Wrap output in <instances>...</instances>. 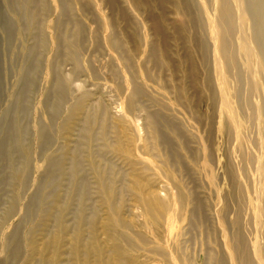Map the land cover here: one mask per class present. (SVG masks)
<instances>
[{
	"label": "bare ground",
	"instance_id": "bare-ground-1",
	"mask_svg": "<svg viewBox=\"0 0 264 264\" xmlns=\"http://www.w3.org/2000/svg\"><path fill=\"white\" fill-rule=\"evenodd\" d=\"M55 1L47 23L49 0H2L0 192L12 189L0 209V264H264V0H172L170 24L188 29L175 60L176 45L158 48L138 23L129 43L157 75L109 27L103 40L118 65L105 80L120 115L91 83L74 82L87 74L84 27L74 19L71 31L51 32L57 18H76L71 0ZM162 20L148 31L164 39ZM63 131L76 133L74 145L53 149ZM109 152L139 157L154 179L117 180L97 160ZM129 194L139 214L126 219L120 203Z\"/></svg>",
	"mask_w": 264,
	"mask_h": 264
},
{
	"label": "rangeland",
	"instance_id": "rangeland-1",
	"mask_svg": "<svg viewBox=\"0 0 264 264\" xmlns=\"http://www.w3.org/2000/svg\"><path fill=\"white\" fill-rule=\"evenodd\" d=\"M54 4V8L52 9V12H50L47 15V23L50 21L52 22L53 20L56 19L57 13L55 11H58L57 8V1L55 0H49ZM74 3L75 6V15H71V17L68 16H63L60 17L58 20V29L55 28V30L51 29V32L54 33H65L68 30L71 31V29L74 26V19L79 20L84 27V32L85 36L83 39V50H82V57L87 60L86 63H84V69L87 74H82L79 77H74V82L76 84H80L81 82L88 81V83L91 85H88V88L95 92L96 95L95 97L98 96L99 92L102 91V93L105 95L103 99V103L108 107L109 111L113 114L120 115L122 113L123 109V103L120 101V99L114 95V93L111 91V83L106 81V75L111 71V68H115L118 65V60L116 59L113 51L106 46L103 36L104 33L109 27H114L118 31L119 34H121V37L124 36L125 38L128 37L125 40L126 41V48L130 51L131 53L135 54L133 56L136 57L135 61H139L147 69H151V73H158V70L156 69L157 67H154V64L151 63V61H146L144 60L143 57H141L140 50L136 48L134 51L132 48V43H129L130 37L132 38L135 34V28L138 27V23L142 25V28L147 31L150 38L156 43V46L159 48L160 43L163 41L168 43L169 45L174 44L176 47L172 48L171 52V58L177 59L176 56V48L178 50V54L183 57L186 54L187 51V37H188V29L185 31L181 30L180 33L176 32V28L174 27L173 24H170L174 21H176L175 14L173 13L172 10V0H137L141 1L143 3L141 10L136 11L133 7V2L136 0H71ZM159 1V2H158ZM57 2V3H56ZM1 10H2V0H0V21H1ZM154 18H161L164 19L162 20L163 22L161 23L162 28H164L167 32L166 34H169V37L166 38H161L160 36L151 35V30L148 31L150 26H152V20ZM166 19V21H165ZM166 22V23H165ZM176 26V25H175ZM168 36V35H167ZM135 37V36H134ZM163 40V41H161ZM157 48V49H158ZM161 52L159 51V56ZM174 55V56H173ZM141 57V58H140ZM61 61V62H60ZM59 66L60 70L64 74H68L70 71V66L66 64L65 61L60 60ZM188 65V62H187ZM94 72L95 75L94 77L90 78L91 76L89 73ZM124 76L127 77V73L123 72ZM166 74V75H165ZM169 72L162 73L158 75L159 79H168L169 77ZM89 75V76H88ZM41 76L39 75V80ZM220 77H218V80ZM38 80V81H39ZM142 81V80H141ZM188 84V83H187ZM95 85H98L96 87ZM99 89V90H98ZM196 88L190 87L188 90V93L190 96L194 95ZM34 93V96L36 95L35 90L32 91ZM98 93V94H97ZM32 93L28 95L29 96ZM33 95V94H32ZM195 98V97H193ZM144 105L147 103L144 101L142 102ZM152 108V107H150ZM24 122L28 124V119H24ZM135 125V131L136 134L139 137V141L142 139V136L144 135V128L142 126V121L138 120ZM70 135V136H69ZM76 133L73 132L72 134H67L66 131L60 132L58 135L56 134V137L53 141L52 148L56 149V147L64 144L67 146H73L74 141H76ZM174 136V135H172ZM215 141L216 143L220 142V138L218 136V133L215 132ZM218 136V137H216ZM100 143V142H99ZM189 146H195V144L189 143ZM175 157L176 155H183L182 150L179 147H176L175 145ZM173 153V154H174ZM117 155V156H116ZM165 155V154H164ZM38 159V158H37ZM97 160L100 162L101 167L104 169H109L111 168L115 173H119L117 180L124 174H125V180L128 182L133 179V174H138L143 179L151 178L154 179V177L151 175L150 171H146L144 169V165L141 163V159L136 156H124L123 154H118V153H106L104 154V158L97 157ZM154 165L156 164L157 166L159 165L155 161L153 162ZM173 170V169H171ZM6 171V170H5ZM109 171V170H108ZM175 172V171H174ZM177 172V170H176ZM6 173V172H5ZM121 175V176H120ZM116 177V175H114ZM92 175H88V179L90 182H93L94 179L92 178ZM126 181V182H127ZM154 181V180H152ZM125 181H123L124 184ZM116 186H121L122 183L120 181L115 182ZM2 187V186H1ZM5 190L0 192V209L3 207L6 198L10 195V191L12 188L8 186H5ZM120 188V187H119ZM60 194L64 195L65 194V188H60L59 189ZM76 203H72L70 205V211H74ZM123 207L125 208L122 210V216L126 219L132 218L131 215H133V211L135 213L139 214V211L134 208L135 203L133 200V197L131 194L128 196L123 197L121 199L120 203ZM100 216H104V209L103 211L100 212ZM72 218V215H68V222L69 224H72V221H70ZM101 219V218H100ZM10 225V224H9ZM7 224V227L9 226ZM201 227L197 228V238H199ZM35 234H39V232H35ZM99 235L100 238L103 240L102 237H104V234L101 232V229L99 230ZM40 236L37 235L36 238H39ZM61 251L63 249H60ZM149 264H154L153 262H149ZM155 264H161L158 263L156 260Z\"/></svg>",
	"mask_w": 264,
	"mask_h": 264
}]
</instances>
